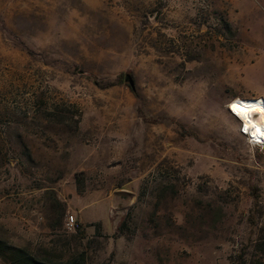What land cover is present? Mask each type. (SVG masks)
Wrapping results in <instances>:
<instances>
[{
	"label": "rangeland",
	"instance_id": "rangeland-1",
	"mask_svg": "<svg viewBox=\"0 0 264 264\" xmlns=\"http://www.w3.org/2000/svg\"><path fill=\"white\" fill-rule=\"evenodd\" d=\"M236 98L264 99V0H0V242L264 264V149Z\"/></svg>",
	"mask_w": 264,
	"mask_h": 264
},
{
	"label": "bare ground",
	"instance_id": "bare-ground-1",
	"mask_svg": "<svg viewBox=\"0 0 264 264\" xmlns=\"http://www.w3.org/2000/svg\"><path fill=\"white\" fill-rule=\"evenodd\" d=\"M236 105L234 109L232 106ZM235 110L240 119L241 125H245L246 129H255V132L264 130V99H242L236 98L232 100L228 106Z\"/></svg>",
	"mask_w": 264,
	"mask_h": 264
},
{
	"label": "trees",
	"instance_id": "trees-1",
	"mask_svg": "<svg viewBox=\"0 0 264 264\" xmlns=\"http://www.w3.org/2000/svg\"><path fill=\"white\" fill-rule=\"evenodd\" d=\"M97 227L99 235H102L101 225L98 224ZM0 255L9 264H54L49 261L40 260L24 249L11 247L3 242H0ZM62 264H85V256L82 254L79 258L70 259Z\"/></svg>",
	"mask_w": 264,
	"mask_h": 264
},
{
	"label": "built area",
	"instance_id": "built-area-1",
	"mask_svg": "<svg viewBox=\"0 0 264 264\" xmlns=\"http://www.w3.org/2000/svg\"><path fill=\"white\" fill-rule=\"evenodd\" d=\"M229 106V104H228ZM227 106V107H228ZM229 114L234 117L239 122L238 132L239 134L245 138L247 143L255 148L264 149V130L256 133L255 129H246L245 125H241L240 119L238 118V114L233 108L230 106L228 109ZM66 227L71 231L76 229V223L74 216H71L66 221Z\"/></svg>",
	"mask_w": 264,
	"mask_h": 264
},
{
	"label": "water",
	"instance_id": "water-1",
	"mask_svg": "<svg viewBox=\"0 0 264 264\" xmlns=\"http://www.w3.org/2000/svg\"><path fill=\"white\" fill-rule=\"evenodd\" d=\"M127 81H128V83L130 84V87H131L132 89H135L134 81H133V79H132L130 76H127Z\"/></svg>",
	"mask_w": 264,
	"mask_h": 264
},
{
	"label": "snow or ice",
	"instance_id": "snow-or-ice-1",
	"mask_svg": "<svg viewBox=\"0 0 264 264\" xmlns=\"http://www.w3.org/2000/svg\"><path fill=\"white\" fill-rule=\"evenodd\" d=\"M232 107L235 109L236 108V105H233Z\"/></svg>",
	"mask_w": 264,
	"mask_h": 264
}]
</instances>
